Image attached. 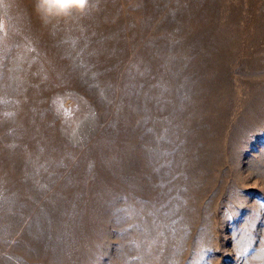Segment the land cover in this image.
Returning <instances> with one entry per match:
<instances>
[{
  "label": "rangeland",
  "instance_id": "1",
  "mask_svg": "<svg viewBox=\"0 0 264 264\" xmlns=\"http://www.w3.org/2000/svg\"><path fill=\"white\" fill-rule=\"evenodd\" d=\"M0 0V264H264V0Z\"/></svg>",
  "mask_w": 264,
  "mask_h": 264
},
{
  "label": "clouds",
  "instance_id": "2",
  "mask_svg": "<svg viewBox=\"0 0 264 264\" xmlns=\"http://www.w3.org/2000/svg\"><path fill=\"white\" fill-rule=\"evenodd\" d=\"M91 8V0H35L34 10L44 23L84 15Z\"/></svg>",
  "mask_w": 264,
  "mask_h": 264
}]
</instances>
